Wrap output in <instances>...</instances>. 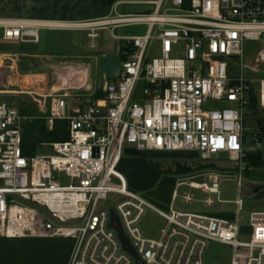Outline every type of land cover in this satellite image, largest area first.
<instances>
[{"label": "built area", "instance_id": "obj_1", "mask_svg": "<svg viewBox=\"0 0 264 264\" xmlns=\"http://www.w3.org/2000/svg\"><path fill=\"white\" fill-rule=\"evenodd\" d=\"M15 1L23 6L50 0ZM125 5L153 11L124 14L120 8ZM44 22L0 17L1 41L37 45L41 30L69 28L95 40L99 30L108 29L114 39L126 42V59L120 52L119 77L105 79L102 98L96 92L83 108L71 110L66 95L56 91L26 94L23 102L31 111L0 100V240L68 239L73 245L67 264H137L111 227L114 212L142 264H264V211L251 213L250 241L241 242L240 235L248 232L240 225L243 199L234 202L233 221L175 208L182 187L219 196L221 176L212 182L198 180L212 177L207 173L179 177L167 213L130 191L119 171L126 148L198 152L203 161L228 153L241 185L249 169L247 156L258 151L248 150V144H262L260 129L248 139L243 125L252 93L264 109V78L245 74L256 71L243 63V47L263 41L264 0H118L105 17L59 21L70 23L67 27ZM137 26L146 27V33H115ZM156 44L160 55L151 58ZM237 58L241 69L234 78L228 60ZM6 93L11 92L0 86V97ZM210 103L215 106L209 108ZM36 120L45 121L49 131L55 121L68 122L70 139L49 146L55 155L25 157V127ZM64 178L68 185L62 184ZM111 195L117 199L105 204ZM193 200L189 193L182 196L183 203ZM205 202L211 206L214 201ZM149 210L166 221L157 240L146 238L141 227ZM212 243L231 248V260H209ZM240 248L255 255L242 257Z\"/></svg>", "mask_w": 264, "mask_h": 264}, {"label": "rangeland", "instance_id": "obj_2", "mask_svg": "<svg viewBox=\"0 0 264 264\" xmlns=\"http://www.w3.org/2000/svg\"><path fill=\"white\" fill-rule=\"evenodd\" d=\"M15 0H0V17H31L34 7L40 8L43 5H53L55 2L65 3L73 1H44L35 5H23L21 8H15ZM120 11L124 14H148L153 11L145 6H134V5H125L120 8ZM59 19V17H57ZM146 27L137 26L130 27L122 30L115 31L116 35L123 34L125 36L130 35H144L146 33ZM2 31L0 30V52H14L20 50L18 46H11L4 44L1 41ZM42 44L38 46L24 45L22 49H37L42 51H52L57 53L64 52H79L85 55H99L103 53H115L118 46L120 45L121 49L125 48V41H118L113 38L111 31L108 29H103L98 31V37L95 40H91L87 36V32L78 29L72 30H62V29H43L41 30ZM94 45L95 48H91ZM244 57L243 63L247 64L249 67H255L260 70L258 74L252 72L251 69H246L245 74L253 76L255 78H264V38L262 42H246L243 47ZM178 54H181V51H178ZM1 57H4L3 54H0ZM159 45L156 44L152 53L151 58L159 57ZM2 59L0 58V67L2 66ZM65 59L61 57H50L43 58L42 62H39L41 68L39 73L42 72L52 83L55 80L53 69L47 67L48 65H58L62 63ZM68 60V59H66ZM76 62L80 61L83 64H88L89 60L84 61L74 60ZM232 69V75L234 78L240 75V65L242 62L241 58L228 60ZM90 68V75L92 76V85L95 87L96 92L98 93L97 98H102V90L98 89V74L97 67L95 62H93ZM9 70H0V86L3 87L7 84L9 78ZM110 82L113 80H109ZM145 86L144 82L139 84V90L141 91ZM2 89V88H1ZM1 101L7 102L9 105L15 104L17 109H21L24 106L21 99L13 100L9 98H0ZM79 104H76L75 107H78ZM215 105L210 103L209 108H213ZM243 125L245 128V135L248 139L253 138V136L260 129V122H264V109L258 106L256 109L248 108L243 112ZM50 139H46L43 143H36L32 141L27 146V154L25 157L31 158L37 155H55V152L49 147ZM59 143V142H57ZM45 144V145H43ZM261 153L262 158L264 159V142L258 147L254 143H249L247 146L248 150L256 149ZM163 161V165L172 164L174 160H160ZM189 165H206L210 164L213 166V170H205L204 172H197L191 177L197 176L201 173L211 174L212 177H202L198 180L200 181H209L212 182L216 180V176H221L223 179L220 180L219 190L220 194L218 195H206L198 190H192L187 187H182L178 190L179 198L174 202L175 208L182 212L188 213H197L204 215H221L226 219L235 220L237 218V207L235 201L239 198L244 201V210L240 213V225L247 228L246 233H243L239 237L241 242L250 241L251 230L249 228L250 215L255 211H264V167L261 168H251L248 172L242 174L241 185L239 186L240 172L236 166V163L231 160H197V161H185ZM214 175V176H213ZM189 178V176H187ZM63 185H68L69 181L64 178L62 180ZM184 193H189L194 196V200L191 204L183 203L182 196ZM164 196L160 193V196L156 200H151L152 204L161 209L164 212L170 213V206L172 203V197L170 203H166V200L161 198ZM168 196V195H167ZM208 198H211L214 202L213 205L208 206L205 202ZM117 199L116 195H111L109 200L105 204H112V202ZM220 201H223L222 203ZM159 203V204H158ZM161 204V205H160ZM142 230L146 238L157 240L161 235V230L166 227V221L162 219L155 211L149 210L146 217L143 219L141 224ZM238 254L242 257L254 256L255 253L247 248H240ZM233 256V250L229 247L212 243L208 253L207 258L212 261H226L229 262Z\"/></svg>", "mask_w": 264, "mask_h": 264}, {"label": "trees", "instance_id": "obj_3", "mask_svg": "<svg viewBox=\"0 0 264 264\" xmlns=\"http://www.w3.org/2000/svg\"><path fill=\"white\" fill-rule=\"evenodd\" d=\"M117 1L76 0L65 3L55 2L53 5H43L40 8L34 7L31 18L68 22L97 19L108 15ZM15 3V10L22 7L19 3ZM24 45L26 44L19 46L21 51L25 50L22 49ZM124 49H121L122 61L126 59ZM26 51L28 50L26 49ZM257 107V98L252 93L251 108L256 109ZM260 132L261 141L264 142V122H260ZM46 139H50V143L68 141L70 139L68 122L55 121L51 131L47 129L43 120H36L27 125L23 136L24 155L27 154V146L32 141L43 143ZM162 162L160 160L123 158L120 162L119 171L125 176L130 191L142 195L149 202L156 200L161 193L164 195L161 198L166 200V203H170L179 177H187L197 172L213 170V166L210 164L189 165L185 161H175L172 164L163 165ZM247 162L249 169L264 167V159L259 151L250 153L247 156ZM219 217L223 216L219 215ZM72 245V241L68 239H3L0 240V264H67Z\"/></svg>", "mask_w": 264, "mask_h": 264}, {"label": "crops", "instance_id": "obj_4", "mask_svg": "<svg viewBox=\"0 0 264 264\" xmlns=\"http://www.w3.org/2000/svg\"><path fill=\"white\" fill-rule=\"evenodd\" d=\"M63 30V29H62ZM67 30V29H64ZM72 30V29H68ZM42 44V38L38 46ZM11 46H20L18 44H8ZM17 50L14 52H0L4 57L2 59V70H9V78L7 84L2 88L6 93L2 95V98H11L13 100L21 99L28 93L42 94L49 91L60 92L62 95H66L69 108H83L86 105L92 103V97L96 94V89L92 85V76L90 75V68L93 62L97 67V59L100 55L114 54V53H103L99 55H85L79 52H64L57 53L49 50L42 51L35 49ZM50 57H61L65 60L58 65H48L53 69L55 80L50 83V80L45 75L39 73L43 58ZM68 59V60H66ZM89 60L88 64H83L80 61L74 60ZM258 74L260 70L252 67ZM253 72V71H252ZM254 73V72H253ZM98 74V73H97ZM13 92V93H12ZM0 97V98H1ZM24 106L20 110L27 109L28 111L34 110L33 107L29 108L24 102ZM79 104L78 107H75Z\"/></svg>", "mask_w": 264, "mask_h": 264}, {"label": "water", "instance_id": "obj_5", "mask_svg": "<svg viewBox=\"0 0 264 264\" xmlns=\"http://www.w3.org/2000/svg\"><path fill=\"white\" fill-rule=\"evenodd\" d=\"M120 52L121 47L118 46L114 54L100 55L97 58V73H98V89L101 90L105 83V79H116L120 75ZM219 59V58H216ZM222 60V58H221ZM53 147L51 146V149ZM125 158H139L142 160H174V161H197L200 159L198 152L190 151H139L135 148H126L124 150ZM212 160H229L228 153H218L212 157ZM111 227L115 229L121 240L123 249L134 257L137 264H142L136 250L130 244L121 227L120 221L116 214L112 212Z\"/></svg>", "mask_w": 264, "mask_h": 264}, {"label": "bare ground", "instance_id": "obj_6", "mask_svg": "<svg viewBox=\"0 0 264 264\" xmlns=\"http://www.w3.org/2000/svg\"><path fill=\"white\" fill-rule=\"evenodd\" d=\"M43 25H49V26H59V27H67V26H71L70 23H66V22H59V21H48V22H44ZM0 58L1 57L0 55Z\"/></svg>", "mask_w": 264, "mask_h": 264}]
</instances>
